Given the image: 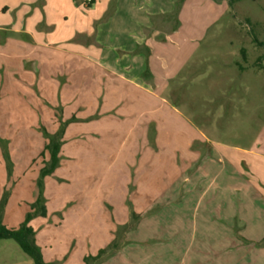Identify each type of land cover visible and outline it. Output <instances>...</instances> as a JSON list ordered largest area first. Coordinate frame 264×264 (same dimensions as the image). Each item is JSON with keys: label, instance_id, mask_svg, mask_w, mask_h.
Here are the masks:
<instances>
[{"label": "rangeland", "instance_id": "obj_1", "mask_svg": "<svg viewBox=\"0 0 264 264\" xmlns=\"http://www.w3.org/2000/svg\"><path fill=\"white\" fill-rule=\"evenodd\" d=\"M212 1L221 13H211L208 29L199 20L202 0H193L196 11L183 18L179 46L183 56L193 53L163 99L148 106L157 116L143 119L146 137L137 127L129 132L116 110L93 113L87 104L80 111L75 102L64 104L56 84L36 89L33 60L51 77L47 71L69 59L59 50L30 54L22 35H8L18 38V49L7 58L0 47L1 218L17 229L31 216L47 263L206 264L229 243L224 229H206V142L264 152V0ZM62 128L59 164L46 173L47 145ZM255 256L240 264H264ZM0 264L34 262L9 239L0 240Z\"/></svg>", "mask_w": 264, "mask_h": 264}, {"label": "crops", "instance_id": "obj_2", "mask_svg": "<svg viewBox=\"0 0 264 264\" xmlns=\"http://www.w3.org/2000/svg\"><path fill=\"white\" fill-rule=\"evenodd\" d=\"M202 2L201 11L205 12L199 20H206L203 26L208 29L213 14L217 17L221 13V6L212 0ZM191 3L193 0H0V47L4 46L3 57L7 58L18 49L14 44L18 38L9 39L8 35H22L30 41L26 46L30 54L35 55L39 48L59 50L69 59L47 71L51 77L46 74L44 78L46 65L33 60V72L41 77L32 81L39 86L36 89L48 90L49 83L56 84L64 104L75 102L80 111L87 104L93 113L98 107L108 114L116 110L123 122L129 121V132L137 127L139 136L146 137L148 124H142L143 119L146 123L148 114L157 116L148 106L163 99L193 53L183 56L178 42L185 27L183 18L196 11ZM51 5L53 10H49ZM45 8L44 15L40 14ZM191 40L187 43L192 49ZM83 93L88 102L80 99ZM148 122L156 123L153 134L161 137L157 118ZM208 142L212 141L206 142L209 156L203 164L206 229L217 226L230 238L220 246L218 260L206 264H240L252 254H259L257 258L263 262L264 152L211 148ZM212 216L218 221L212 222Z\"/></svg>", "mask_w": 264, "mask_h": 264}, {"label": "trees", "instance_id": "obj_3", "mask_svg": "<svg viewBox=\"0 0 264 264\" xmlns=\"http://www.w3.org/2000/svg\"><path fill=\"white\" fill-rule=\"evenodd\" d=\"M68 124H65L66 128ZM64 128L60 129L59 133L53 135L51 142L47 145V148L51 152V170L46 173H51L59 164V156L62 146V137L64 133ZM59 134V135H58ZM38 201L41 202V195L38 197ZM44 208L42 210V215L45 216ZM134 218H137L134 216ZM31 216H28L22 225L17 229H12L3 224L1 218V208H0V240H14L18 243L20 248L33 260L34 264H50L44 259L41 248L36 242V234L32 226L30 225ZM116 248V246H115ZM86 264H92L95 261L89 258L85 259Z\"/></svg>", "mask_w": 264, "mask_h": 264}, {"label": "built area", "instance_id": "obj_4", "mask_svg": "<svg viewBox=\"0 0 264 264\" xmlns=\"http://www.w3.org/2000/svg\"><path fill=\"white\" fill-rule=\"evenodd\" d=\"M93 0H87L88 3H91Z\"/></svg>", "mask_w": 264, "mask_h": 264}]
</instances>
